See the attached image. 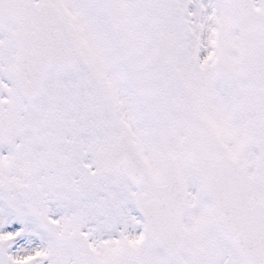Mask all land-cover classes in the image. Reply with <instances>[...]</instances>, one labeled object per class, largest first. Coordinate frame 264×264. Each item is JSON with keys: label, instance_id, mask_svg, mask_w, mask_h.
Wrapping results in <instances>:
<instances>
[{"label": "snow or ice", "instance_id": "obj_1", "mask_svg": "<svg viewBox=\"0 0 264 264\" xmlns=\"http://www.w3.org/2000/svg\"><path fill=\"white\" fill-rule=\"evenodd\" d=\"M0 264H264V0H0Z\"/></svg>", "mask_w": 264, "mask_h": 264}]
</instances>
